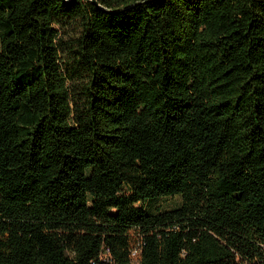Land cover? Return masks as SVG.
<instances>
[{"label":"trees","instance_id":"16d2710c","mask_svg":"<svg viewBox=\"0 0 264 264\" xmlns=\"http://www.w3.org/2000/svg\"><path fill=\"white\" fill-rule=\"evenodd\" d=\"M94 1L0 0V264H264V0Z\"/></svg>","mask_w":264,"mask_h":264},{"label":"water","instance_id":"95a60500","mask_svg":"<svg viewBox=\"0 0 264 264\" xmlns=\"http://www.w3.org/2000/svg\"><path fill=\"white\" fill-rule=\"evenodd\" d=\"M65 1H69V0H65ZM91 1H93L94 3H96V1H94V0H91ZM101 9H103V8H101Z\"/></svg>","mask_w":264,"mask_h":264},{"label":"rangeland","instance_id":"374dc122","mask_svg":"<svg viewBox=\"0 0 264 264\" xmlns=\"http://www.w3.org/2000/svg\"><path fill=\"white\" fill-rule=\"evenodd\" d=\"M135 257H136V254H135Z\"/></svg>","mask_w":264,"mask_h":264},{"label":"built area","instance_id":"2783aa9c","mask_svg":"<svg viewBox=\"0 0 264 264\" xmlns=\"http://www.w3.org/2000/svg\"><path fill=\"white\" fill-rule=\"evenodd\" d=\"M134 254H136V253H134Z\"/></svg>","mask_w":264,"mask_h":264}]
</instances>
